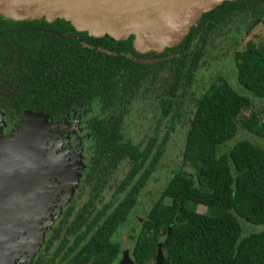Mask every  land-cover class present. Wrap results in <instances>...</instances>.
Listing matches in <instances>:
<instances>
[{"label":"trees","instance_id":"16d2710c","mask_svg":"<svg viewBox=\"0 0 264 264\" xmlns=\"http://www.w3.org/2000/svg\"><path fill=\"white\" fill-rule=\"evenodd\" d=\"M262 23L264 0L225 1L204 13L178 44L157 52L140 50L134 35L124 40L89 37L65 19L0 16V81L12 77V83H19L13 84L17 92L10 113L22 106L45 113L71 98L86 106L96 102L99 113L88 122L90 165L104 171L91 172L90 177L100 175L88 182L106 183L107 175L128 162L121 183L129 187L120 200L99 209L93 200L86 202L69 223L73 242L60 256L69 242L60 241L53 256L65 264H114L125 229L134 239L129 253L134 264H156L157 252L160 264H264V231L246 233L238 220L264 223V144L247 135L236 139L240 130L264 137L262 109L254 105L264 100V41H247L212 66L210 60L216 43L222 41L218 51L223 55L224 44H239L241 34ZM228 58L238 84L251 95L224 77L222 83L216 80L220 69L199 91L198 74ZM138 96L140 114L150 113L153 122L145 137L134 142L125 137L124 119ZM247 108L251 115L241 117ZM62 111L50 112L59 117ZM183 123L181 164L170 171L141 218H135L139 196L150 181L158 183L154 175ZM49 242L44 248L52 247Z\"/></svg>","mask_w":264,"mask_h":264},{"label":"water","instance_id":"95a60500","mask_svg":"<svg viewBox=\"0 0 264 264\" xmlns=\"http://www.w3.org/2000/svg\"><path fill=\"white\" fill-rule=\"evenodd\" d=\"M225 1L233 0H0V16L48 22L65 19L89 37L124 40L134 35L140 50L159 52L178 44L204 13ZM44 141L20 137L16 150L0 165V264H13L25 250L23 256H31L42 244L43 230L37 225L47 203L39 191L33 194L35 183L46 177L38 163L44 161L40 153ZM18 188L23 190L13 204L11 193ZM156 257L160 264L161 253Z\"/></svg>","mask_w":264,"mask_h":264},{"label":"flooded vegetation","instance_id":"af4514ba","mask_svg":"<svg viewBox=\"0 0 264 264\" xmlns=\"http://www.w3.org/2000/svg\"><path fill=\"white\" fill-rule=\"evenodd\" d=\"M3 67H5L4 64ZM13 84L19 83H12V77H9L8 80L3 77L1 78L0 124L3 123L4 125V129L2 127L1 130V133L3 131L4 134L10 132L12 129H15L23 114L30 112L28 110H32L33 108V106H22V108L19 107L15 109V115L10 113V110L13 109V105L15 104L14 95H16L17 92V90H14L16 89V86ZM16 101L23 104L19 100ZM73 101L74 100L71 98L68 102L66 101L64 105L61 103L57 106H50V109L45 113L35 112L37 114L45 115L47 122L54 127L51 129L53 135L46 143V151L53 149L54 152L51 151V154H54L55 157L61 159V162L55 164L59 165L55 171L54 165L48 168L49 170H52L53 173L50 174L48 182H46L49 186L47 196L54 197L55 200L50 205H46L37 225L40 230H43V234L45 233V240L42 242L40 249L37 250V253L32 258L30 255H20L15 258L13 264H65L60 260V256L65 250H68L69 245L73 242L74 236L68 234V227H70L69 223L73 219V215L90 200H93L91 204L95 205L98 209L103 204L108 202L116 204L118 200H120L119 198L123 196L124 192L129 187L128 183L127 185L122 186L121 180L124 177L120 181H116V173L118 172L120 165L115 171L110 173V176L107 175V179H109L108 182L98 185L94 182H88V180L94 181L96 179L95 177H99L100 175L98 172L104 171L103 169L100 170L91 168L90 159L93 156L91 150L92 139L90 129L87 124L88 133L84 134L82 137L74 136L72 139L69 138V133L75 128L76 122L80 121L85 112L90 111L92 107L99 106L96 102L86 106L84 104H74L72 103ZM40 103L41 102H39V104ZM47 107L48 106L45 103V106L42 108L45 109ZM51 108L54 109V111L59 110L60 112L62 109H65V111H62L59 117H56L50 112ZM71 116L73 117V121L69 124L68 119ZM82 139H84V142H86V139L90 142L88 149L85 148V143H83ZM54 163L55 160L53 164ZM93 171L98 172L96 176L92 175L90 177L89 174ZM39 184H37V186H39ZM151 198H156L153 193L150 197H148V201L144 202L141 194L139 196L138 204L147 203L148 205ZM138 206L139 205H137V207ZM68 211H70V213L67 215ZM65 218H68L69 221L65 222ZM135 218L140 219L141 216H135ZM35 232L36 233L34 234L36 235L37 231ZM120 236V256L114 264H134L129 254L131 252L134 239H131L128 234H126V230L121 232ZM63 239H67L69 242L63 247L60 256H53V254L57 252L55 248ZM48 240H50L49 243L52 245L50 249L44 248V245ZM51 258L54 260L53 263L50 261Z\"/></svg>","mask_w":264,"mask_h":264},{"label":"rangeland","instance_id":"374dc122","mask_svg":"<svg viewBox=\"0 0 264 264\" xmlns=\"http://www.w3.org/2000/svg\"><path fill=\"white\" fill-rule=\"evenodd\" d=\"M240 37L242 38L239 44L237 45H232L231 43H230L231 46L228 43L224 44L223 48L221 49L225 51L223 55H221L220 52L218 51L219 46L222 41L220 42V44L216 43V45L217 44L218 45L214 47L212 54H211V58H210L212 62L211 66L213 65L214 60L228 57V54L231 52V50L233 51V48L242 49L245 46L247 41H253L255 43H260L264 41V23L256 26L248 35L241 34ZM231 42H234V41L231 40ZM216 66H214L213 68L207 67L203 71V73L198 74L199 91L201 89V86L202 87L206 86L212 77H216V75L220 74V73L217 74L216 72V70L219 72V69H220V72L222 74H220L221 76H219L218 79L216 80L221 82V79L225 78L230 84L233 85L235 89H238L243 94L251 95L247 90H245L243 87H241L238 84L236 77H235V68L233 67L234 63H232L229 58L225 61L218 62ZM141 102L142 100L140 99L139 96L135 98L134 101H132L131 105L129 106L130 109H129L128 116L125 118V121H124L125 137L129 138L130 140L134 142H138L140 139L145 137L146 133L149 132L147 127H149L153 122L150 113L147 112L143 115L140 114L139 109L141 108ZM254 105L257 109H262L260 113V119L263 122L264 121V100H254ZM98 113H99L98 107L96 106L92 107L90 111L85 112L83 117H81L80 121L76 122L75 128L69 133V138L72 139L74 136L82 137L84 134H87L88 133V129H87L88 120L93 115H96ZM251 113H252V109L247 108L242 111L240 116L248 117L251 115ZM68 121H69V124H71V122L73 121V117L71 116L68 119ZM1 124H0V165L2 164V162L6 160V158L9 157V155L12 152H14V150H16L13 148L17 146V141L20 137H30L31 139H39V141H41L42 139L45 140L43 142V147L41 149L42 152H40L42 156H44L43 163L45 164L41 162H38V163H40V168H43L42 172L46 174V177L41 179L39 186H36L37 183H35L36 190L34 191L33 195L36 196L37 195L36 191H39L40 197H43V200L45 201V203L50 205L51 203H53L55 199L54 197L47 196V191L49 190V186L47 185L46 182H48L50 174L53 173L52 170H49L48 168L54 165V171H55L57 170V167H59V165H55V164L61 162V159H59L58 157H55L54 154H51V151L54 152L53 149H51L50 151L49 150L46 151L47 154L45 153V149L47 148L46 143L50 139V137L53 135V132L51 131V129H53L54 127L47 122L45 115L37 114V113H29V112L24 113L18 125L16 126V128L12 129L10 132L6 134H4L3 131L1 133L2 127L4 129L3 123ZM186 128H187L186 123L180 124L176 128V131L172 134V137L170 138L169 144L167 146L165 157L162 161L163 162L162 168L159 169L158 172L154 175V178L159 181L157 184H151L152 181L149 182L150 184L147 186L146 190L142 194L144 202L148 201V197H150L152 193L154 194V197H157L159 192H161V188H163L166 180L169 178L170 171L178 167L181 164L180 162L181 152H182L183 145H184V137L186 133ZM246 135L249 136V138L253 140L254 142L259 143V144H264V137L260 138L254 134L244 133L241 130L239 131L236 139L243 138ZM82 140H83V143H85V148L88 149V146H90L89 144L90 142L87 139L85 140L86 142H84V139ZM231 144H232L231 142L228 143V145H231ZM36 146L38 148L39 144L36 143ZM10 149H13V150L9 151ZM54 160H55V163L53 164ZM127 164L128 163L126 161L120 164L118 172L116 173L117 182L120 181L125 176L128 170ZM2 169L4 170V168ZM41 176H42V173L40 172L39 177ZM22 190L23 189L21 188L13 189L11 193V197L13 198V200H15L16 195ZM157 191L158 193H156ZM39 194H38V197H39ZM38 201L39 199L36 198L35 202H38ZM15 203H16V200L13 202V204ZM146 207H147V203H142L141 205L137 207L138 209L140 208V210L138 211L139 212L138 216H141V213H144ZM30 208L31 207H29V209ZM22 209H24L22 213H25V216H26L27 210H25V207H23ZM205 210L206 209L204 206L198 207L199 212H205ZM238 220L241 224V227L244 229L246 233L251 232L252 230L257 231V232L264 231V223L252 224V223L245 221L242 218H239ZM124 231L125 229L122 230V232ZM44 240H45V236L42 237V242ZM26 252L27 250H25L23 253L25 254ZM36 253H37V250L33 254H31V258Z\"/></svg>","mask_w":264,"mask_h":264}]
</instances>
